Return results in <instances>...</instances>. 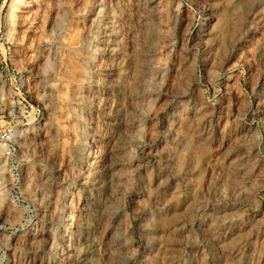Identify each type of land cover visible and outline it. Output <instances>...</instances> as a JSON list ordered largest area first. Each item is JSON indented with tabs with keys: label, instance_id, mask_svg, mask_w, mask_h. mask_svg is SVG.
<instances>
[{
	"label": "rangeland",
	"instance_id": "1",
	"mask_svg": "<svg viewBox=\"0 0 264 264\" xmlns=\"http://www.w3.org/2000/svg\"><path fill=\"white\" fill-rule=\"evenodd\" d=\"M103 1L0 0V264H264V0Z\"/></svg>",
	"mask_w": 264,
	"mask_h": 264
},
{
	"label": "bare ground",
	"instance_id": "2",
	"mask_svg": "<svg viewBox=\"0 0 264 264\" xmlns=\"http://www.w3.org/2000/svg\"><path fill=\"white\" fill-rule=\"evenodd\" d=\"M146 2V4H144V7H143V11L138 15V19H136L135 21V23H138L139 25H142V26H147V25H149L148 24V22H151L150 20H152L153 19V17H154V8H155V2H156V0H147V1H145ZM65 3V2H64ZM148 3V4H147ZM100 6L99 7H104L105 5V3H104V1L103 0H100ZM58 5V4H57ZM91 8V7H90ZM261 9H264V1H261L260 3H259V5H258V10H256L252 15V20H255V19H257L258 18V16L260 15V13H261ZM66 10V9H65ZM92 11V10H91ZM103 11V8H101L100 9V12L99 13H101ZM88 13V12H87ZM94 13V12H93ZM96 15V14H95ZM99 15V14H98ZM11 16H12V14H11ZM66 17H68L67 15H66ZM124 17H126V16H124V15H120V16H118L117 18H119V20L118 21H116V20H114V22H116V23H121V20H123L124 21ZM82 18V17H81ZM14 19V18H13ZM89 19V18H88ZM116 19V18H115ZM67 20V19H66ZM85 20H86V17H85ZM93 20H95L94 18H93ZM93 20H92V22H93ZM97 20L98 19H96V22H97ZM134 20V19H133ZM15 21V20H14ZM11 22V25H13L14 26V24H15V22ZM87 21V20H86ZM85 21V22H86ZM53 22V21H52ZM82 23H83V21H82ZM100 23V22H99ZM53 24V23H52ZM68 24V23H67ZM7 25V24H6ZM65 25V24H64ZM86 25V24H85ZM89 25V24H88ZM87 25V26H88ZM90 25H91V23H90ZM9 26V25H8ZM8 26H7V28H8ZM53 26L54 25H52V28H53ZM117 26V25H116ZM119 26V25H118ZM12 28L13 27H11L10 26V30L9 31H11L12 30ZM16 28V27H15ZM55 28V27H54ZM83 28H84V26H83ZM86 28V27H85ZM88 28H90V26H88ZM94 29V28H93ZM100 28H99V26L97 27V30H99ZM79 30V29H78ZM85 30H87V29H85ZM89 30V29H88ZM87 30V31H88ZM50 31H51V27H50ZM49 31V32H50ZM48 32V33H49ZM78 32V31H77ZM119 32V31H118ZM122 33H123V31H122ZM87 34H89V33H87ZM57 35V34H56ZM84 36L82 37V38H84L85 37V35L86 34H83ZM50 36H51V34H50ZM53 37V36H52ZM58 37V36H57ZM75 37H79V35L77 36V35H75ZM116 37H117V35H116ZM82 40H84L85 41V39H82ZM53 41V40H52ZM55 41V40H54ZM92 41V40H91ZM116 41H118L117 39H115V40H112V41H107V42H112V43H115ZM81 42V41H80ZM80 42H78V43H80ZM105 42V41H104ZM91 44H92V42H90L89 41V43H88V48L90 49V47H91ZM127 44V47H128V43H126ZM54 48V50H55V48L56 47H53ZM53 48H50L49 49V51H48V49H47V51L46 52H48V54H47V59H49L50 61H51V59L53 58H55L56 59V57H57V53L58 52H56V51H54L53 50ZM119 49H120V47H119ZM139 49V48H138ZM121 50V49H120ZM87 51V50H86ZM121 53H120V51H118V50H116V52L115 53H112L111 55L112 56H116V55H120ZM46 55V54H45ZM59 55V54H58ZM90 57V56H89ZM95 57V56H94ZM93 57V58H94ZM96 58V57H95ZM94 58V59H95ZM114 58V57H113ZM45 59H46V56H45ZM52 59V60H53ZM138 60V59H137ZM136 60V61H137ZM54 63V62H53ZM52 63V64H53ZM58 63V62H57ZM86 64H90V65H92V63H91V61H87V63ZM93 65H94V63H93ZM52 67V66H51ZM54 70V69H53ZM52 70V71H53ZM49 72V71H48ZM48 75V74H47ZM84 76V75H83ZM46 77H48V76H46ZM45 77V78H46ZM88 77V76H87ZM83 78V77H82ZM90 78V77H89ZM88 78V79H89ZM159 79V72L157 73V74H153L152 75V82H151V85L152 86H156V84H157V80ZM83 86V85H82ZM49 87V86H48ZM4 89H5V87H4V85H2V83L0 82V95H4ZM48 89V88H47ZM78 94H81V93H78ZM83 95V94H82ZM155 93L151 90L150 92H149V94L147 95V97H146V104H147V106L149 107L148 109L149 110H152L153 108H154V106H155V102H156V99H155ZM82 97V96H81ZM46 102H47V100H46ZM1 109V108H0ZM3 109V108H2ZM120 122V121H119ZM121 124V123H120ZM120 124H116L117 125V127H119V125ZM137 126V125H136ZM138 127H142V125L140 126V125H138ZM138 130H139V128H138ZM11 133L9 134V135H11L10 137H13V135H14V133L12 132V131H10ZM28 137V136H27ZM32 139V138H31ZM85 140V139H84ZM118 146V145H117ZM2 148V150H3V146L1 147ZM115 150L117 151H119V147H115ZM71 157V156H70ZM116 158V157H115ZM70 159V158H69ZM4 160H2V162H3ZM71 162H73V161H71L70 160V162L68 161L67 163H68V165H71V167H72V165H73V167L75 168L74 170H76L78 173L80 172V171H82L81 170V166L82 165H84V162H82V163H80V165L79 164H73V163H71ZM117 163H119V160H114L113 162H112V164H117ZM109 166H113V165H110L109 164ZM109 166L107 167V165H105L104 167H102L103 169H102V171H101V173H100V175L101 176H108L107 177V183H109V184H113L114 182H115V177L116 176H118V175H116V173H115V171H112V170H110V169H108L107 170V168H109ZM108 171V175H107V172ZM80 175V174H79ZM98 181V180H97ZM99 182V181H98ZM100 182H102V181H100ZM107 183H103V185L105 184L106 186L105 187H107L109 184H107ZM50 186V185H49ZM99 186V185H98ZM99 188H101V187H99ZM48 189H49V187H48ZM47 191V190H46ZM49 193V192H48ZM47 194V193H46ZM62 197V196H61ZM97 199H99V198H92V200H91V204H92V209L94 210V211H96V212H98V209H96V207L97 206H99L100 205V202L97 200ZM106 200V199H105ZM107 201H108V199L106 200V203L104 204V205H107ZM64 202V201H63ZM62 201H61V198H57L54 202H52V203H50L49 204V206L51 207V209H52V215H53V217H56L57 218V216L59 215V213L62 211V209H61V206H62ZM108 206H111L110 204H108ZM65 208H66V206H65ZM91 209V210H92ZM51 212V211H50ZM63 214V213H62ZM107 214H109V212H108V208H105L104 209V211H102L101 212V215H104V216H106ZM51 215V214H50ZM61 216H63V215H61ZM66 217V216H65ZM55 219V218H54ZM63 219V218H62ZM114 220H118V214H116V215H114L113 216V221ZM118 222L116 221V223H113L112 221H111V224H108L109 226H112V229H114V232L112 233V235L109 237V248L105 251V254H104V256L102 257V261H101V263H98V264H116V262L118 261V260H120V258L122 257V255L124 256V252H125V249L127 248V246H128V242H127V240H126V238L124 237V235L122 234V231H120L119 230V228H118ZM88 228H90V229H93L96 233L97 232H99V230L101 231V229H97V226H95L94 224H92V225H90ZM97 235H98V233H97ZM99 237V236H98ZM97 238V237H96ZM83 243V245H85L82 249H81V253H83L82 254V260H81V264H97L96 263V258H95V253H97V242L94 240V238H93V236H92V231H88V233H87V237H83V241H82ZM57 245H58V239H57V236H56V233H53V235H52V238H51V241H50V246L51 247H57ZM97 255V254H96ZM98 259V258H97ZM49 264H52L51 262L49 263Z\"/></svg>",
	"mask_w": 264,
	"mask_h": 264
},
{
	"label": "built area",
	"instance_id": "3",
	"mask_svg": "<svg viewBox=\"0 0 264 264\" xmlns=\"http://www.w3.org/2000/svg\"><path fill=\"white\" fill-rule=\"evenodd\" d=\"M5 142H8L10 140L9 135L7 134L5 138H3ZM7 145V144H6ZM9 150V148H7Z\"/></svg>",
	"mask_w": 264,
	"mask_h": 264
}]
</instances>
